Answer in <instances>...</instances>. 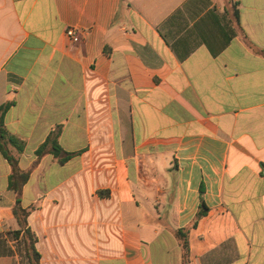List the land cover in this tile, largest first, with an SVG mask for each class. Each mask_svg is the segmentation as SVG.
Segmentation results:
<instances>
[{
  "label": "crops",
  "instance_id": "0c3cea01",
  "mask_svg": "<svg viewBox=\"0 0 264 264\" xmlns=\"http://www.w3.org/2000/svg\"><path fill=\"white\" fill-rule=\"evenodd\" d=\"M7 102L0 264H264V0H0Z\"/></svg>",
  "mask_w": 264,
  "mask_h": 264
},
{
  "label": "trees",
  "instance_id": "16d2710c",
  "mask_svg": "<svg viewBox=\"0 0 264 264\" xmlns=\"http://www.w3.org/2000/svg\"><path fill=\"white\" fill-rule=\"evenodd\" d=\"M12 102H7L0 106V152L3 157L9 162L11 166V174L9 176V189L20 193L23 185L27 183L30 178V171H23L19 168V158L24 153L26 148V143L11 134L5 126V115L10 109ZM61 127L55 128L47 137V139L36 149L35 155L39 160L46 154H51L55 158H58L60 163L67 162L74 153H68L63 150L59 143V138L61 135ZM13 213L17 220L19 221L22 230L24 231L26 242L29 245L30 250V264H39L40 255L35 249V242L37 240L36 235L27 226V219L30 215V209H25L22 206L20 198H17ZM207 213V208L202 202L200 209L197 213L196 221L188 227L177 230V236L181 242V247L184 252V264H187L189 255V243L188 234L190 227L195 226L197 221L205 216ZM18 233V232H17Z\"/></svg>",
  "mask_w": 264,
  "mask_h": 264
},
{
  "label": "built area",
  "instance_id": "2783aa9c",
  "mask_svg": "<svg viewBox=\"0 0 264 264\" xmlns=\"http://www.w3.org/2000/svg\"><path fill=\"white\" fill-rule=\"evenodd\" d=\"M66 35L70 40H72L74 42H78L81 39V32L79 30L74 29V28H69L66 31Z\"/></svg>",
  "mask_w": 264,
  "mask_h": 264
}]
</instances>
